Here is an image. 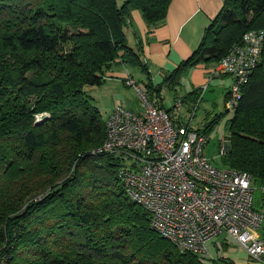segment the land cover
I'll return each instance as SVG.
<instances>
[{
	"label": "trees",
	"instance_id": "trees-1",
	"mask_svg": "<svg viewBox=\"0 0 264 264\" xmlns=\"http://www.w3.org/2000/svg\"><path fill=\"white\" fill-rule=\"evenodd\" d=\"M170 2L0 0V243L6 264H203L200 254L178 250L151 228L149 213L125 194L112 156L92 153L104 140L105 120L86 87L101 85L115 66L137 68L160 96L174 90L188 68L217 63L245 32L264 31V0H224L197 48L153 86L123 28L132 9L148 25L163 20ZM43 112L48 116L37 121ZM221 115L201 131L207 134ZM227 139L222 165L264 186V39L261 63L241 88Z\"/></svg>",
	"mask_w": 264,
	"mask_h": 264
},
{
	"label": "built area",
	"instance_id": "built-area-1",
	"mask_svg": "<svg viewBox=\"0 0 264 264\" xmlns=\"http://www.w3.org/2000/svg\"><path fill=\"white\" fill-rule=\"evenodd\" d=\"M263 39L261 29L245 32L240 42L210 66L209 78L233 79L224 101L226 111H234L242 86L261 63ZM123 79L135 91L140 107L114 105L105 119L104 140L92 153L112 156L127 197L149 213L151 228L178 250L201 255L206 241L227 235L251 259H260L264 240L251 231L262 226L264 215L253 206L252 178L213 163L205 154L208 137L193 123L206 85L197 91L182 119L184 97H176L168 112L153 90L130 75ZM225 149V143L220 145V155ZM261 190L264 194V186ZM4 247L0 243V264L9 258Z\"/></svg>",
	"mask_w": 264,
	"mask_h": 264
},
{
	"label": "crops",
	"instance_id": "crops-1",
	"mask_svg": "<svg viewBox=\"0 0 264 264\" xmlns=\"http://www.w3.org/2000/svg\"><path fill=\"white\" fill-rule=\"evenodd\" d=\"M121 1V0H119ZM224 0H171L166 16L163 20L153 25H148L138 9H132L128 16V25L123 28L127 43L135 50L140 49L142 61L148 68L150 80L153 86L160 84L164 75L172 71L184 59L188 58L197 48L202 38L204 29L215 18L223 6ZM140 47V48H139ZM210 64H196L185 70L179 77V84L172 90L170 107L164 105L163 90L160 92L159 105L165 110L172 111L174 99L178 96H187L185 105L180 109L179 114L186 116L187 110L196 97L194 89H201V98L195 111L193 122L196 121V113L202 104L206 91L219 87L223 93L224 101L233 79L230 76L215 78L208 77ZM123 67L122 70H114ZM132 68L127 65L115 66L106 74L124 78L130 75L139 84L145 85V75L134 78ZM117 78V77H116ZM145 89H149L146 85ZM178 91H183L178 94ZM162 98V99H161ZM217 104L212 102V107ZM131 107V106H130ZM134 108V107H132ZM214 111V110H213ZM227 112V111H226ZM210 115L206 112L203 116ZM220 144V143H219ZM205 250L200 255L203 264H264V255L260 259H251L244 247L235 242L227 235H220L205 242Z\"/></svg>",
	"mask_w": 264,
	"mask_h": 264
},
{
	"label": "rangeland",
	"instance_id": "rangeland-1",
	"mask_svg": "<svg viewBox=\"0 0 264 264\" xmlns=\"http://www.w3.org/2000/svg\"><path fill=\"white\" fill-rule=\"evenodd\" d=\"M132 68V67H131ZM123 67H117L114 70H122ZM134 78L143 77L141 72L137 68L131 70ZM117 77V78H116ZM113 76L112 74H106L104 82L99 86H87L86 92L93 98V103L98 108L101 115V119L104 121L109 114L110 110L116 104H124L134 108L140 107V103L136 97L135 91L131 87H126L123 83V78L119 76ZM140 84L145 87L144 83ZM164 105L168 108L171 103V98L174 97V92L164 89ZM178 94H182L183 91H178ZM223 93L219 87H214L213 90L206 91L203 96V101L196 113V121L194 125L199 128H204V125L213 119V116L221 112L220 119L214 124V126L207 131V143L205 146V154L211 159L213 163L218 166H223L220 156V145L230 142L228 141V123L233 116V112L223 110ZM212 102L217 104L216 107H212ZM170 107V106H169ZM214 110V111H213ZM206 112H210V115L203 117ZM47 112L39 113L35 115V118H41L47 115ZM184 119V115H180ZM220 143V144H219ZM253 206L255 209L262 212L264 215V194L262 193L261 186L258 182L253 184ZM255 237L264 240V219L262 226L258 229L251 231ZM243 247V246H242ZM263 256H261L262 258Z\"/></svg>",
	"mask_w": 264,
	"mask_h": 264
},
{
	"label": "water",
	"instance_id": "water-1",
	"mask_svg": "<svg viewBox=\"0 0 264 264\" xmlns=\"http://www.w3.org/2000/svg\"><path fill=\"white\" fill-rule=\"evenodd\" d=\"M40 120V118L39 119H37V121H39ZM227 149H229L230 148V144L228 143L227 144V147H226Z\"/></svg>",
	"mask_w": 264,
	"mask_h": 264
}]
</instances>
